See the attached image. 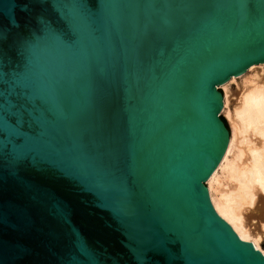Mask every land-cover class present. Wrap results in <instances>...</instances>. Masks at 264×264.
I'll use <instances>...</instances> for the list:
<instances>
[{"label":"water","instance_id":"1","mask_svg":"<svg viewBox=\"0 0 264 264\" xmlns=\"http://www.w3.org/2000/svg\"><path fill=\"white\" fill-rule=\"evenodd\" d=\"M262 63L264 0H0V264H264L205 187Z\"/></svg>","mask_w":264,"mask_h":264},{"label":"bare ground","instance_id":"2","mask_svg":"<svg viewBox=\"0 0 264 264\" xmlns=\"http://www.w3.org/2000/svg\"><path fill=\"white\" fill-rule=\"evenodd\" d=\"M263 66L253 65L245 76H233L219 87L224 89L222 111L231 137L205 187L217 215L264 255L259 248L264 239V76L256 70ZM240 77L243 80L231 109L227 87Z\"/></svg>","mask_w":264,"mask_h":264},{"label":"rangeland","instance_id":"3","mask_svg":"<svg viewBox=\"0 0 264 264\" xmlns=\"http://www.w3.org/2000/svg\"><path fill=\"white\" fill-rule=\"evenodd\" d=\"M264 64V63H263ZM256 70H258L259 71V74H261L262 76H264V66L263 67H259L258 69H256ZM247 72V71H246ZM246 72H244L242 75L243 76H245L246 75ZM261 72V73H260ZM241 76V75H240ZM243 80V77H240V78H237L234 82H232V83H230L229 85H228V87H227V92H228V94H229V100H230V103H229V107L232 109V107H233V103H235L234 102V100L236 99V95L238 94V92H239V86L241 85V81ZM218 91H220V93H221V96H222V98L224 99V89H222V88H220V90H218ZM221 117L225 120V123H226V125L224 124V122H223V124H224V127H225V129L227 130V132H228V140L230 139V137H231V130H230V125H229V122H228V120H227V118H226V115H225V113H223V111H221ZM220 117V118H221ZM218 177H222V175H221V172L220 173H218ZM259 248L261 249V250H264V239L263 240H261L260 242H259Z\"/></svg>","mask_w":264,"mask_h":264},{"label":"trees","instance_id":"4","mask_svg":"<svg viewBox=\"0 0 264 264\" xmlns=\"http://www.w3.org/2000/svg\"><path fill=\"white\" fill-rule=\"evenodd\" d=\"M221 120L224 122V124L226 125V123H225V120L221 117Z\"/></svg>","mask_w":264,"mask_h":264}]
</instances>
